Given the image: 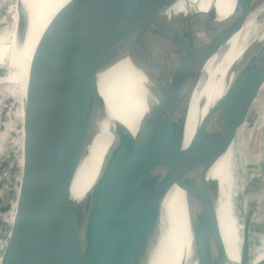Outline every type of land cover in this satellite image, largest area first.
I'll use <instances>...</instances> for the list:
<instances>
[{
    "label": "water",
    "instance_id": "1",
    "mask_svg": "<svg viewBox=\"0 0 264 264\" xmlns=\"http://www.w3.org/2000/svg\"><path fill=\"white\" fill-rule=\"evenodd\" d=\"M86 1L63 0L41 13L23 55L22 164L18 156L13 191L1 201L0 225L7 222L8 230L0 227V264H150L148 243L160 199L175 180L192 195V259L228 264L219 220L220 185L209 174L232 150L262 94L264 39L237 69L228 105L214 103L186 146L184 136L203 68L255 0H234L232 13L222 20L214 4L180 15L173 12L186 0H111L123 10L107 44L86 33L79 10L66 29L73 27L68 37H74L62 43L65 27L57 34L51 24L59 16L66 21ZM14 3L15 31L23 44L28 11L21 0ZM259 18L264 21V15ZM123 56L148 79L154 102L134 134L122 121L114 125L115 140L79 203L75 179L97 124L119 120L100 96L99 74ZM255 66L256 79L250 76ZM228 172L225 196L234 243L236 221L243 222L239 264H260L264 258L249 259L248 223L236 206L238 182L232 186L234 172Z\"/></svg>",
    "mask_w": 264,
    "mask_h": 264
},
{
    "label": "bare ground",
    "instance_id": "2",
    "mask_svg": "<svg viewBox=\"0 0 264 264\" xmlns=\"http://www.w3.org/2000/svg\"><path fill=\"white\" fill-rule=\"evenodd\" d=\"M21 1L27 8L29 18L25 42L21 44L19 39H17L16 49H13L8 42L0 41V69L7 71L0 75V79H10L11 81L5 83H10L14 86H21V79L24 73L23 55H26L25 50L28 48L41 15L63 0ZM213 4L215 5V13L218 20L230 15L235 6L234 0H186L173 13L185 15L195 10L207 11ZM78 10L83 17L86 33L107 44L112 37L116 16L123 9L119 3L115 4L111 0H87L79 8L68 13L65 16L68 17L66 21L60 22L63 16H59L51 24L52 29L57 27V34L61 28L65 27L63 32L61 31L64 34L61 33L60 35L62 43L73 28L66 31L70 25L69 21H72L73 15ZM261 14L264 15V5L261 9L260 7L252 10L248 9L203 68L193 91L185 129V146L190 142L203 116L214 103L219 100L228 105L229 85L237 69L245 57L250 55L264 39V25L259 24L258 21V17ZM73 37L74 35L68 38ZM9 53L14 54L11 63L7 60ZM12 65L15 66V70L11 73L8 70ZM256 69L257 66L250 73V76L255 79L258 77ZM151 88L148 79L132 64V60L128 56H123L113 66L99 74L100 96L103 98L109 114L111 113L113 117L119 120L114 121L111 120L112 118L110 120H99L96 132L91 139L75 179L74 196L76 202L81 203L86 198L87 193L99 175L106 153L115 140L116 131L114 125L118 124V121H122L133 134L138 129L141 120L148 112L149 105L154 102ZM263 92L264 88L261 93ZM259 101L261 103L264 102V94L258 100L256 99L253 105ZM252 106L250 108L251 111L254 108ZM245 124H243V127ZM243 127L235 140L232 150L225 158L212 167L209 174V177L218 179L220 185L219 220L227 247L228 264H239L240 262L243 222L237 223L236 221V228H238L239 234L236 236L237 243H234V235L227 213L225 172L229 170L226 176L231 173V170L234 172L232 186L236 185V181L238 182L239 187L236 186L234 188V191H237L235 195L239 194L243 197V208L245 209L244 198L247 193V187L244 186L248 178L245 175L246 162L243 149L246 143V136L245 133L243 134ZM239 164L242 175L240 173L237 174L239 172ZM191 196L183 183L180 180H175L172 181V184L161 197L159 212L148 243V246H150V264H196L192 259L191 247V236L195 228L191 217L193 207ZM263 200L264 196L257 209H260ZM262 212L259 220L263 226L264 211ZM248 229L249 259L252 263L257 261V259L260 261V259L264 258V230L262 234H259L260 240L255 244L252 242V225L249 224ZM260 264H264V261Z\"/></svg>",
    "mask_w": 264,
    "mask_h": 264
},
{
    "label": "rangeland",
    "instance_id": "3",
    "mask_svg": "<svg viewBox=\"0 0 264 264\" xmlns=\"http://www.w3.org/2000/svg\"><path fill=\"white\" fill-rule=\"evenodd\" d=\"M17 1V0H16ZM5 3V4H4ZM14 0H0V41L8 42L11 48L16 49L17 35V8ZM264 0H255L250 10L256 7H262ZM11 6V7H10ZM10 8V9H9ZM13 12V23L11 25V13ZM263 22V23H262ZM259 23L264 25L263 19L259 18ZM11 25V27H9ZM3 39V40H2ZM11 40V42H9ZM14 54L9 53L7 60L11 63ZM15 66L12 65L8 72H14ZM4 69H0V75H3ZM10 79H0V211L2 210V198H10L13 191L18 166L17 160L19 150L22 149V116H23V87L14 86L10 83ZM262 93L260 96H262ZM258 97V98H259ZM257 98V100H258ZM264 103V102H263ZM260 101L256 103L253 110L247 116L246 124L243 127V134L246 136L244 147V155L246 162L245 175L248 178L244 187H247V193L244 198L246 208H243V197L241 195L236 201L238 212L240 211L246 222L252 225L253 239L252 242L257 244L260 240L259 234L263 233L264 225L262 226L259 216L264 211V200L260 209H257L264 196V105ZM263 105V106H262ZM252 106V107H253ZM261 106V107H260ZM19 146V150H18ZM21 155V154H20ZM242 156V149H241ZM22 157L19 156V166L21 167ZM239 172L242 175V170L239 164ZM243 187V188H244ZM15 201L12 204L11 216L12 220ZM259 212V213H257ZM257 213V215H256ZM5 219L9 214L3 212ZM3 232L8 230V223L0 225ZM261 232V233H260ZM1 238V237H0ZM256 239V240H255Z\"/></svg>",
    "mask_w": 264,
    "mask_h": 264
}]
</instances>
